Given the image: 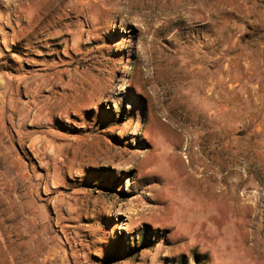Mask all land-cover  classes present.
Returning <instances> with one entry per match:
<instances>
[{"label":"rangeland","instance_id":"rangeland-1","mask_svg":"<svg viewBox=\"0 0 264 264\" xmlns=\"http://www.w3.org/2000/svg\"><path fill=\"white\" fill-rule=\"evenodd\" d=\"M95 1L79 6L78 64L52 121L82 226L55 234L91 249L80 264H264V173L239 207L220 190L222 164L252 174L264 125L242 107L264 95V0ZM13 248L0 242V264H46L4 258Z\"/></svg>","mask_w":264,"mask_h":264},{"label":"crops","instance_id":"crops-1","mask_svg":"<svg viewBox=\"0 0 264 264\" xmlns=\"http://www.w3.org/2000/svg\"><path fill=\"white\" fill-rule=\"evenodd\" d=\"M92 2L0 0V242L25 246L5 252L4 258L80 264L91 255V249L79 253L77 246L67 248L53 230L62 222L79 232L82 211L76 207L79 192L70 186L68 158L52 121L61 114L63 93L78 64L75 49L79 51L84 31L79 6L90 10ZM69 8L74 10L70 19ZM4 22L7 28L2 29ZM64 36L71 37L74 55L65 52ZM243 99L244 109L264 115V95L246 91ZM257 130L253 137L260 139L249 140L255 148L248 164L252 174L243 178L239 167L221 166L222 172L228 169L221 175L222 199L237 207V190L256 184L259 170L264 173V125Z\"/></svg>","mask_w":264,"mask_h":264},{"label":"built area","instance_id":"built-area-1","mask_svg":"<svg viewBox=\"0 0 264 264\" xmlns=\"http://www.w3.org/2000/svg\"><path fill=\"white\" fill-rule=\"evenodd\" d=\"M58 228L59 235L62 241L65 244H68L70 247H76L79 242L76 240L75 232L73 230L66 229L63 226H60Z\"/></svg>","mask_w":264,"mask_h":264},{"label":"bare ground","instance_id":"bare-ground-1","mask_svg":"<svg viewBox=\"0 0 264 264\" xmlns=\"http://www.w3.org/2000/svg\"><path fill=\"white\" fill-rule=\"evenodd\" d=\"M215 177H217V176H215ZM217 178H218V177H217ZM221 179H222V178H221ZM221 179H220V180H221ZM215 182H216V181H215ZM217 184H218V183H217ZM214 185H215V184H214ZM217 186H218V185H217ZM220 187H221V186H220ZM221 192H222V191H221ZM219 193H220V192H219ZM240 193H241V191H240ZM243 193H244V192H243Z\"/></svg>","mask_w":264,"mask_h":264}]
</instances>
